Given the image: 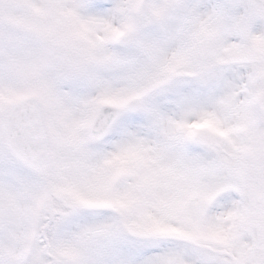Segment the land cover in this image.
Listing matches in <instances>:
<instances>
[{"label": "snow or ice", "instance_id": "snow-or-ice-1", "mask_svg": "<svg viewBox=\"0 0 264 264\" xmlns=\"http://www.w3.org/2000/svg\"><path fill=\"white\" fill-rule=\"evenodd\" d=\"M0 264H264V0H0Z\"/></svg>", "mask_w": 264, "mask_h": 264}]
</instances>
